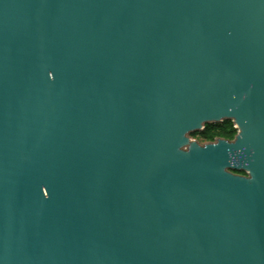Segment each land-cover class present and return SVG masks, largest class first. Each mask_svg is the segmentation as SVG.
Masks as SVG:
<instances>
[{
    "label": "water",
    "instance_id": "1",
    "mask_svg": "<svg viewBox=\"0 0 264 264\" xmlns=\"http://www.w3.org/2000/svg\"><path fill=\"white\" fill-rule=\"evenodd\" d=\"M0 264H264V0H0Z\"/></svg>",
    "mask_w": 264,
    "mask_h": 264
},
{
    "label": "trees",
    "instance_id": "2",
    "mask_svg": "<svg viewBox=\"0 0 264 264\" xmlns=\"http://www.w3.org/2000/svg\"><path fill=\"white\" fill-rule=\"evenodd\" d=\"M238 133L232 120L226 119L221 123H207L200 132L194 133L202 142H214L219 138L232 140ZM238 174H246L244 171H235Z\"/></svg>",
    "mask_w": 264,
    "mask_h": 264
},
{
    "label": "rangeland",
    "instance_id": "3",
    "mask_svg": "<svg viewBox=\"0 0 264 264\" xmlns=\"http://www.w3.org/2000/svg\"><path fill=\"white\" fill-rule=\"evenodd\" d=\"M218 123H221V122H218ZM196 132H200V131H194V132H190L189 133V137L192 139V140H197L199 143L201 144H205L207 142H202L200 139H199V136L198 135H195L194 133Z\"/></svg>",
    "mask_w": 264,
    "mask_h": 264
}]
</instances>
